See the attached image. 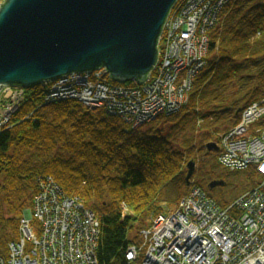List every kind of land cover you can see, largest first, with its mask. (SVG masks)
Wrapping results in <instances>:
<instances>
[{
    "label": "trees",
    "instance_id": "obj_1",
    "mask_svg": "<svg viewBox=\"0 0 264 264\" xmlns=\"http://www.w3.org/2000/svg\"><path fill=\"white\" fill-rule=\"evenodd\" d=\"M208 36L205 64L187 102L150 125L132 128L121 117L87 110L72 99L45 103L46 84L26 89L0 129V257L7 258L8 244L17 241L20 220L44 177L95 215L98 264H127V246L140 245V231L172 211L192 186L225 208L256 185L259 176L250 168L227 172L241 183L232 195L226 197L221 186L209 188L224 179L217 151L205 145L217 143L242 109L264 97V0H226ZM176 130L189 136L176 144ZM191 160L196 169L187 185ZM161 198L168 209L159 206Z\"/></svg>",
    "mask_w": 264,
    "mask_h": 264
},
{
    "label": "built area",
    "instance_id": "obj_2",
    "mask_svg": "<svg viewBox=\"0 0 264 264\" xmlns=\"http://www.w3.org/2000/svg\"><path fill=\"white\" fill-rule=\"evenodd\" d=\"M225 2L177 0L158 41L157 64L145 84L116 86L99 70L92 75L73 73L46 83L44 102L77 100L123 118L132 128L177 112L205 64L208 32ZM2 89L6 98L15 94L13 100L18 95L22 100L21 87ZM217 146L221 168L230 173L253 168L259 176L256 185L225 208L203 188L192 186L172 211L157 215L140 231V245L127 246V264H264V97L242 109L237 124L220 135ZM121 209L125 212L124 204ZM18 231L0 264H98V220L51 177L40 180Z\"/></svg>",
    "mask_w": 264,
    "mask_h": 264
},
{
    "label": "water",
    "instance_id": "obj_3",
    "mask_svg": "<svg viewBox=\"0 0 264 264\" xmlns=\"http://www.w3.org/2000/svg\"><path fill=\"white\" fill-rule=\"evenodd\" d=\"M177 0H4L0 3V90L30 89L103 68L116 83L142 85ZM218 151L216 143L205 145ZM189 185L195 162L186 164ZM211 181L209 188L224 186Z\"/></svg>",
    "mask_w": 264,
    "mask_h": 264
},
{
    "label": "rangeland",
    "instance_id": "obj_4",
    "mask_svg": "<svg viewBox=\"0 0 264 264\" xmlns=\"http://www.w3.org/2000/svg\"><path fill=\"white\" fill-rule=\"evenodd\" d=\"M4 0H0V3H2ZM209 37V36H208ZM158 44H159V42H158ZM101 70H103L102 68L101 69H99V72L101 71ZM96 71H98V70H96ZM93 73H97V72H92L91 73V75L93 74ZM151 76V75H150ZM150 76H149V78H150ZM105 77L106 78H108L109 79V77H108V75H105ZM104 76H103V78L106 80V78H105ZM149 78L147 79V80H149ZM147 80L143 83V84H145L146 82H147ZM111 81V80H110ZM129 83H131V84H128V82L127 83H123V84H120V83H117V84H114V85H122V86H125V87H135V86H141V85H138V84H136L135 82H129ZM142 84V85H143ZM4 88V87H3ZM2 90H4V89H1L0 90V129H2L3 127H5V126H7V124L9 123V119H10V117L12 116V114L18 109V106L21 104V102H22V100L24 99V96H25V91H26V89H24V88H21L20 90L22 91V100L20 99V96L18 95V97H16V98H18V100H13V98H14V95L15 94H13V97H10V98H6L5 97V94H2ZM16 89L15 88H13V93H14V91H15ZM19 91V90H18ZM46 99V88H45V93H44V95H43V98H42V101L44 102V100ZM75 101H77V100H75ZM18 102V103H17ZM54 102H56V101H54ZM77 102H79V101H77ZM15 103H17V108L13 111V109L15 108V106H14V104ZM49 103V102H48ZM81 105H82V107H84L85 109H87V110H103V109H100V108H96V107H92V108H88V107H86V106H84L81 102H79ZM14 106V107H13ZM13 111V112H12ZM104 112H106L105 110H103ZM178 112V111H177ZM107 114H109L108 112H106ZM173 113H176V112H172V113H168V114H164V115H169V114H173ZM163 115V114H162ZM159 116H161V115H159ZM159 116H157V117H159ZM123 119V118H122ZM154 119H156V118H154ZM153 119V120H154ZM124 120V119H123ZM153 120H150L149 122H145V123H143L142 125H140V126H137V127H141V126H146V125H150V123H151V121H153ZM189 135H188V133L187 134H185V133H183V132H180V131H178V130H176L175 131V135L173 136V141L176 143V144H179V143H181L185 138H187ZM217 144V143H216ZM195 169H196V166H195ZM219 174H220V176H222L223 177V179H224V181L223 180H221V181H223L224 183H227V186L226 187H223V186H221L220 188H221V191L224 193V195L226 196H228V195H232L233 193H235L236 192V190H238V188L241 186V183L239 182V180H236V179H234V174H227V171L226 170H224L223 168L222 169H220L219 170ZM226 196V197H227ZM158 204H159V206H161L164 210H166V209H168L169 208V204L167 203V201H165L163 198H161L159 201H158ZM123 205V204H122ZM121 205V206H122ZM124 211L125 212H127V209H126V206H125V209H124ZM137 233V232H136ZM134 234V235H137V234ZM139 237H140V240H141V242H142V239H141V235L139 234Z\"/></svg>",
    "mask_w": 264,
    "mask_h": 264
}]
</instances>
